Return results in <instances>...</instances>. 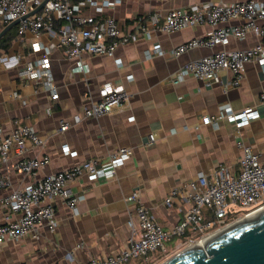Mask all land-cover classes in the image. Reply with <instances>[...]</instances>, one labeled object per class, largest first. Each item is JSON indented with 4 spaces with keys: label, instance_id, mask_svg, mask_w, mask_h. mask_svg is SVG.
Instances as JSON below:
<instances>
[{
    "label": "crops",
    "instance_id": "obj_1",
    "mask_svg": "<svg viewBox=\"0 0 264 264\" xmlns=\"http://www.w3.org/2000/svg\"><path fill=\"white\" fill-rule=\"evenodd\" d=\"M72 1L81 3L85 14H100L85 0ZM218 1L243 0H120L115 6L105 7L101 14L115 17L123 33H132L140 16L158 12L163 18L172 8ZM257 22L264 25V19ZM242 23V19L235 18L220 26ZM212 28L202 24L173 32L156 30L150 37L118 45L113 56L84 54L82 59L89 66L86 72L75 70L77 59L68 58L58 47V37L44 33L38 40L50 49L56 97L40 83L19 77L21 65L33 61L41 52L32 50L36 37L31 31L19 38L17 25L9 29L15 37L8 48L0 47V124L6 134L17 124H29L44 142H28L23 153L12 150L6 162L0 160V175L11 182L0 188V198L85 160L107 158L120 147L132 148L133 155L112 178L90 180L82 175L71 182L73 191L83 196L78 215L62 199H56V229L40 224L21 240L6 241L0 247V264H82L91 257L115 255L140 233L128 224L135 218L137 203L128 200L134 192H139L140 202L169 229L187 209L179 198L171 206L165 204L174 188L201 173L212 174L221 165L239 170L243 155L240 143L251 146L264 158V101L259 98L264 91V74L258 62L246 64L239 85L232 84L230 70L220 71L215 80L188 77L179 83L172 81L177 70L190 60L222 48L196 47L174 55L177 45L204 36ZM262 40L250 32L243 39L231 37L226 47L244 49ZM107 82L125 87L131 94L130 102L100 118L73 122L84 108L100 100ZM227 106L234 111L253 106L259 115L241 127L227 118L218 119L217 124L202 122L204 116H216ZM63 121L72 124L62 132L59 128ZM150 134L156 136L152 143ZM34 156L48 158L36 177L15 169L19 159ZM19 216L18 212H2L0 223ZM190 237L188 233L178 238L171 251ZM141 260L146 259H132L126 264Z\"/></svg>",
    "mask_w": 264,
    "mask_h": 264
},
{
    "label": "built area",
    "instance_id": "obj_2",
    "mask_svg": "<svg viewBox=\"0 0 264 264\" xmlns=\"http://www.w3.org/2000/svg\"><path fill=\"white\" fill-rule=\"evenodd\" d=\"M43 1L0 0V31L12 21L20 19L17 24L18 37L22 38L27 31L34 34L36 40L31 43L32 50L41 53L33 61L22 64L18 75L21 79L40 83L51 92L52 97L57 96V88L51 71L50 49L38 40L44 33L58 37V47L68 58L77 59L75 70L86 72L89 66L82 59L84 54L113 56L118 45L150 37L156 30L173 32L210 24L213 28L206 35L177 45L173 53L179 56L196 47L212 48L221 45L222 48L181 66L172 77L174 83L188 77L215 80L220 71L230 70L233 73L232 84L239 85L244 77L246 64L251 61L258 62L264 74V25L260 26L257 22L264 19V1L261 0L218 1L172 8L163 18L158 12H153L147 17H138L137 28L132 33H123L115 17L101 14L105 7L115 6L120 0H85L88 6L95 7L100 12L98 15L83 13L82 4L72 0H47L38 12L26 16ZM24 16L26 17L23 18ZM235 18L242 19L243 23L220 26ZM250 32L263 40L244 49L226 47L231 37L243 39ZM156 51L162 54L161 50ZM259 98L264 101V91L259 94ZM130 99L131 94L125 87L107 82L102 87L100 100L84 108L83 113L77 114L73 122L108 115L126 106ZM258 115V110L253 106L240 111L227 106L216 116H204L202 122L217 124L218 119L227 118L241 127ZM71 124L63 121L59 130L65 131ZM155 140V134H150L149 142ZM28 142L42 145L44 141L29 124H17L10 134H6L0 124V160L6 162L12 150L23 153ZM240 146L243 155L239 160V170L221 165L212 174L201 173L184 182L165 198L164 202L168 206L176 198L187 206L184 217L169 229L164 228L151 210L140 202L139 192L131 194L128 200L136 202L137 206L135 218L130 219L128 224L133 230L139 229V236L132 238L129 245L115 255L103 259L91 257L82 264H126L137 258L147 260L153 253L165 251L168 241L184 238L191 233L190 238L177 246L175 255L205 236L264 208V158L251 146L243 143ZM132 155V148L120 147L107 158L85 160L16 188L0 198V213L8 211L20 214L14 220L0 223V247L6 241H18L35 232L40 224H45L54 231L58 226L54 202L58 198L78 215V203L83 196L77 195L70 183L82 175H87L90 180L112 178L118 167ZM47 160V157L40 156L19 159L15 169L36 177ZM10 184L6 176L0 175V188ZM238 210L241 213L231 217Z\"/></svg>",
    "mask_w": 264,
    "mask_h": 264
},
{
    "label": "water",
    "instance_id": "obj_3",
    "mask_svg": "<svg viewBox=\"0 0 264 264\" xmlns=\"http://www.w3.org/2000/svg\"><path fill=\"white\" fill-rule=\"evenodd\" d=\"M46 1L26 16L38 12ZM19 21L4 27L0 39ZM202 242L204 245L195 242L162 264H264V208L202 238Z\"/></svg>",
    "mask_w": 264,
    "mask_h": 264
},
{
    "label": "rangeland",
    "instance_id": "obj_4",
    "mask_svg": "<svg viewBox=\"0 0 264 264\" xmlns=\"http://www.w3.org/2000/svg\"><path fill=\"white\" fill-rule=\"evenodd\" d=\"M241 213L240 210L237 211V213H232L231 217L236 216L237 214ZM178 238H174L171 241H168L165 244V248L167 251H157L153 253L147 260H141L137 261L134 264H162L172 256H174L175 251H171V249L176 245L178 242ZM183 248V247H182Z\"/></svg>",
    "mask_w": 264,
    "mask_h": 264
},
{
    "label": "trees",
    "instance_id": "obj_5",
    "mask_svg": "<svg viewBox=\"0 0 264 264\" xmlns=\"http://www.w3.org/2000/svg\"><path fill=\"white\" fill-rule=\"evenodd\" d=\"M15 37V34L12 30L6 32V34L0 39V47L8 48L11 40Z\"/></svg>",
    "mask_w": 264,
    "mask_h": 264
},
{
    "label": "bare ground",
    "instance_id": "obj_6",
    "mask_svg": "<svg viewBox=\"0 0 264 264\" xmlns=\"http://www.w3.org/2000/svg\"><path fill=\"white\" fill-rule=\"evenodd\" d=\"M251 215V214H250ZM249 216V215H248ZM208 236V235H207ZM206 237V236H205ZM196 243L200 244V245H204V243L202 242V239L200 241H197Z\"/></svg>",
    "mask_w": 264,
    "mask_h": 264
}]
</instances>
